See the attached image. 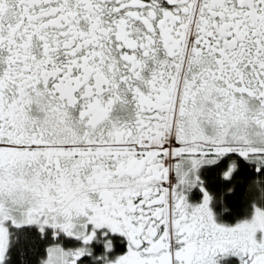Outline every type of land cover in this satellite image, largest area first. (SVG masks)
<instances>
[{
  "label": "snow or ice",
  "instance_id": "snow-or-ice-1",
  "mask_svg": "<svg viewBox=\"0 0 264 264\" xmlns=\"http://www.w3.org/2000/svg\"><path fill=\"white\" fill-rule=\"evenodd\" d=\"M0 264H264V0H0Z\"/></svg>",
  "mask_w": 264,
  "mask_h": 264
}]
</instances>
